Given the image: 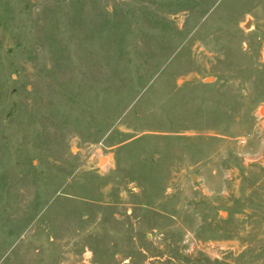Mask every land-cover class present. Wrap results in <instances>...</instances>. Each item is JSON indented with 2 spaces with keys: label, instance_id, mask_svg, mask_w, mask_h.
<instances>
[{
  "label": "rangeland",
  "instance_id": "obj_1",
  "mask_svg": "<svg viewBox=\"0 0 264 264\" xmlns=\"http://www.w3.org/2000/svg\"><path fill=\"white\" fill-rule=\"evenodd\" d=\"M0 264H264V0H0Z\"/></svg>",
  "mask_w": 264,
  "mask_h": 264
},
{
  "label": "water",
  "instance_id": "obj_2",
  "mask_svg": "<svg viewBox=\"0 0 264 264\" xmlns=\"http://www.w3.org/2000/svg\"><path fill=\"white\" fill-rule=\"evenodd\" d=\"M249 26V23H246V27ZM105 160V157L100 158V162L102 163Z\"/></svg>",
  "mask_w": 264,
  "mask_h": 264
},
{
  "label": "bare ground",
  "instance_id": "obj_3",
  "mask_svg": "<svg viewBox=\"0 0 264 264\" xmlns=\"http://www.w3.org/2000/svg\"><path fill=\"white\" fill-rule=\"evenodd\" d=\"M106 160V159H105Z\"/></svg>",
  "mask_w": 264,
  "mask_h": 264
}]
</instances>
